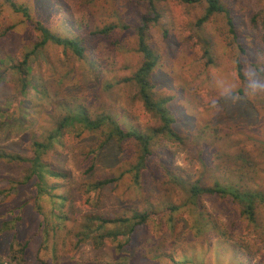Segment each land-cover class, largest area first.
<instances>
[{"label":"rangeland","instance_id":"374dc122","mask_svg":"<svg viewBox=\"0 0 264 264\" xmlns=\"http://www.w3.org/2000/svg\"><path fill=\"white\" fill-rule=\"evenodd\" d=\"M12 2L25 8L28 18L0 0V150L30 159L32 143L56 129L66 102L70 110L81 106L92 118L112 116L141 134L158 126V117L144 109L135 85L127 81L141 61L136 29L142 16H152L147 2ZM219 2L234 20L235 35L221 13L198 25L205 13L203 1L154 5L160 18L146 31L158 60L151 84L156 98L170 100L173 129L183 142L153 141L148 183L132 180L131 165L139 152L135 141L102 146L106 128L79 137L80 128L69 130L42 156L53 170L66 174L47 179L49 187H58L44 196L36 194L28 164L0 160L1 258L15 254L18 248L10 251L14 241L27 240V251L19 249L13 264H264V205L256 207L250 223L228 197L201 195L194 204L185 201L188 185H212L207 170L219 163L214 152L251 147L264 159V87H251L253 81L264 85V0ZM32 21L62 37H79L86 50L79 60L70 50L47 44L30 59L27 86L20 94L11 66L40 38ZM238 63L244 80L237 75ZM89 166L92 172H86ZM243 166L251 181L248 188L264 192V167L247 160ZM173 174L180 186L170 181ZM110 178V185L91 190L92 181ZM52 196L65 198L61 211L68 218L66 226L75 231L50 230L46 239L38 225L44 220L54 229ZM146 211L149 220L130 236L101 244L90 238L77 242L75 235L90 214L113 220ZM210 225L215 226L212 232Z\"/></svg>","mask_w":264,"mask_h":264},{"label":"trees","instance_id":"16d2710c","mask_svg":"<svg viewBox=\"0 0 264 264\" xmlns=\"http://www.w3.org/2000/svg\"><path fill=\"white\" fill-rule=\"evenodd\" d=\"M9 3L10 7L14 12L21 13L23 17L28 18L27 10L22 7H17L12 0H5ZM145 1L149 4L151 15L152 16H142L141 22L136 29L137 34V52L140 55V63L136 68V71L127 81L132 82L136 89L137 95L144 109L155 116L158 117L159 123L156 128L151 129L146 134H141L137 130H133L132 128L128 129L123 126V123H118L116 118L108 115L102 116H94L87 115L85 110L82 109L81 106H76L74 110H70V104L66 102L65 104V114L60 115L56 119V129L51 132L48 136L44 137V140L37 141L35 140L32 143V155L30 159H25L16 154L3 152L0 150V160L10 162V163H19V164H28L30 177H34L36 179L35 187L36 194L40 196L47 195L51 193L52 190L56 189V183L49 187L47 179H56V178H64L65 173L63 171L53 170L52 167L48 166L43 162L42 156L48 153L50 150L54 148L56 143L59 144L60 139L64 137V135L69 132V130L74 131L77 128H80V134L78 137L82 135L84 131H88L89 133H94V131H102L103 128H106L105 140L102 143L104 146L107 142H115L123 147L124 142L127 140H134L135 143L139 147V152L137 158L135 160V164L131 165V171L133 173V182L136 184L142 183L146 181L149 182V178L151 176V163L153 161L150 159L152 156V152L150 148L152 146L153 141L156 138H163L167 141L182 143L183 138L174 131L173 124L174 118L171 116L170 111L167 107V104L170 102L168 98H156L153 92V85L151 84V78L155 67L157 65V57L155 56L153 50L148 46L146 42V31L149 25L156 23L160 14L154 7L156 3H161L164 0H141ZM185 4H197L200 2H205L206 8L205 13L202 18L198 21V25L206 22L210 17L214 14H224L226 17V23L229 28V32L235 35V24L232 17L229 15V11H227L223 5L219 2V0H179ZM39 21H32L31 25L40 33L39 40L35 41L32 44V47L29 52H27L23 59L18 62V64H12V74L15 76V83L20 84V90L18 92L22 94V92L26 89L28 82V71L30 70L29 62L32 56L36 55L38 51L44 49L47 44H52L56 47H61L67 50H70L71 53L77 58L82 59L84 57L85 42L79 37H62L60 35L52 33L47 27L42 26ZM237 67V75L240 80H244L242 75V67L240 63L236 65ZM2 78L0 77V81ZM216 131V129L214 130ZM226 134L227 132L220 129V132ZM234 142V141H233ZM236 143V142H235ZM237 144V143H236ZM239 146V144H238ZM263 148H261L262 150ZM224 155L218 152H214V161H219L217 165L213 164L208 170L207 174L212 181L211 184H207L204 186H198V183L188 185L187 194L188 199L186 202L190 201L192 204L201 196V195H211L214 197H228L231 201L238 204L241 209V215L244 216L250 223L254 221V213L255 209L258 205H264V192H257L252 190L249 187L250 178L247 174L246 168L243 164L246 163V160L249 161L250 165L255 163L261 167H264V159L261 161L259 156H255V150H252L251 147L245 149L239 146V150L237 152H229L223 150ZM264 154V152L262 153ZM163 155V154H162ZM224 156V157H223ZM257 158L259 160L258 164L253 160L252 157ZM228 158L231 163L226 159ZM164 158V157H162ZM221 160L223 164H221ZM129 162V161H128ZM213 161H211V164ZM259 167V166H258ZM93 166H89L86 172H92ZM210 171V173H208ZM174 177L168 175L170 181L178 185L174 182L177 177L173 174ZM94 182V183H93ZM113 182L112 178L105 180H94L93 184H90L92 187L91 190L96 192L99 191L105 186L110 185ZM210 185V186H209ZM97 191V192H98ZM52 200L50 203L53 205L50 209V215L55 218V223L53 228L48 229L47 224L44 220L40 221L39 229L45 235L46 239L48 237L49 231L56 229L62 230L63 232L68 230L71 234L75 231V226L67 227L65 222H67L68 218L61 211L62 206H66V200L61 196H52ZM38 201L35 199V204ZM73 209L72 207H70ZM37 211L39 210V206L36 207ZM150 213L146 211L142 214L138 212H134L131 216L120 218L117 217L115 219H107L101 216L88 215L86 218L87 223L83 226V230L78 232L75 236L77 238V242H82L83 240L93 239L92 242H96L97 244L103 243L106 239H118L124 236H130L134 229L138 226H142L149 220ZM77 220H75L76 224ZM60 227H56V226ZM62 225V226H61ZM110 226H113L110 229ZM200 232H203L205 224L200 221ZM69 228V229H68ZM215 229L214 225H210L208 228L209 232H212ZM28 241L25 242H16L12 243L10 251H16L15 254L7 256L6 259L0 257V264H13L11 262L14 261L18 256L19 249H23L27 251Z\"/></svg>","mask_w":264,"mask_h":264},{"label":"clouds","instance_id":"9594fccd","mask_svg":"<svg viewBox=\"0 0 264 264\" xmlns=\"http://www.w3.org/2000/svg\"><path fill=\"white\" fill-rule=\"evenodd\" d=\"M251 87L253 88V90H255V89H257V88L264 87V85H261V84H259V83L256 82V81H253V82L251 83Z\"/></svg>","mask_w":264,"mask_h":264}]
</instances>
